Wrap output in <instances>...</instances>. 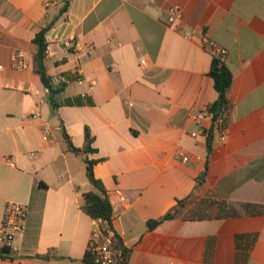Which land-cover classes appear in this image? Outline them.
<instances>
[{
    "label": "crops",
    "instance_id": "obj_1",
    "mask_svg": "<svg viewBox=\"0 0 264 264\" xmlns=\"http://www.w3.org/2000/svg\"><path fill=\"white\" fill-rule=\"evenodd\" d=\"M66 1L0 0V247L6 204L28 208L0 264H86L107 233L130 250L128 264H264V213L242 210L264 208V0ZM173 6L181 15L169 23ZM53 21L57 100L84 105L53 109L38 74L34 38ZM210 42L234 76L225 142L212 118L194 119L219 96ZM64 132L83 152L89 132L94 152L69 151ZM86 157L99 161L111 226L82 211ZM190 196L179 217L148 229ZM204 200L241 214L190 217Z\"/></svg>",
    "mask_w": 264,
    "mask_h": 264
},
{
    "label": "trees",
    "instance_id": "obj_2",
    "mask_svg": "<svg viewBox=\"0 0 264 264\" xmlns=\"http://www.w3.org/2000/svg\"><path fill=\"white\" fill-rule=\"evenodd\" d=\"M69 5L70 0H67L65 2L64 9L67 10ZM54 24L55 21L46 25L44 28L41 29L39 33H37L34 38V44L37 47L35 60L38 67V74L48 92L49 100L53 109H57L62 104L68 106L84 105L85 101L82 98L67 99L63 103H59L57 100V96L60 90L56 89L53 86L52 77L48 73L46 64L48 49L46 35L54 26ZM209 76L213 79L215 89L219 95L216 104L211 108V112L213 113L215 118L218 116H224V114L229 108L227 95L233 82V73L227 66V64L224 62V60L216 56L212 61ZM64 137L69 151L74 152L76 154H88L94 152V149L91 148L93 140L89 132H86V142L89 148L87 151L84 152L73 145L71 138L67 135L66 132H64ZM98 162V160H90L88 157L85 158L87 177L93 186V190L84 194V203L81 208L84 213L90 215L94 220H100L111 226L114 218V209L104 184L95 176L94 168ZM192 198L193 196H190L183 200H178L177 205L164 216L158 219L148 221V229L153 231L164 222L179 217L182 211L192 203ZM215 209L218 210L219 216L224 217L238 216L241 214V211L237 210L234 206L229 205L227 203H218L214 200H204L201 201L195 209H192L190 211L189 216L194 219H204L209 215L214 216ZM242 210L248 214L264 213V208L252 204L242 205ZM208 212L210 213L209 215ZM115 246L121 249L124 253V261L121 264H128L131 257V252L128 248L124 246L122 240L119 237H117L115 240ZM12 253V247L6 245H2L0 247V255L2 257L5 258L6 256H11ZM92 260V254L87 251L85 262L90 263L92 262Z\"/></svg>",
    "mask_w": 264,
    "mask_h": 264
},
{
    "label": "built area",
    "instance_id": "obj_3",
    "mask_svg": "<svg viewBox=\"0 0 264 264\" xmlns=\"http://www.w3.org/2000/svg\"><path fill=\"white\" fill-rule=\"evenodd\" d=\"M181 9L179 6H173L169 9V23H174L180 18ZM210 51L223 58L226 51L216 46L213 43L208 44ZM142 65L146 64L142 60ZM19 67H24L21 60L18 62ZM210 117L213 120L214 129L220 136V140L225 142L227 139V125L224 116L214 117L211 110L201 112L195 116L197 122H202L205 118ZM49 130H46L48 132ZM198 133H192V137L197 138ZM188 157L184 156L183 161L187 162ZM122 197V192H117ZM28 215L27 206L19 203L9 202L5 207V214L2 223L1 244L12 247L17 235L23 231L25 221ZM88 252L92 254V262L86 264H121L124 261V253L121 249L115 246V239L109 233L104 236V242L98 243L95 240L90 242Z\"/></svg>",
    "mask_w": 264,
    "mask_h": 264
}]
</instances>
